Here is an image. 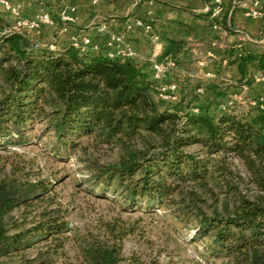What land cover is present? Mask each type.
Wrapping results in <instances>:
<instances>
[{
    "label": "trees",
    "instance_id": "trees-1",
    "mask_svg": "<svg viewBox=\"0 0 264 264\" xmlns=\"http://www.w3.org/2000/svg\"><path fill=\"white\" fill-rule=\"evenodd\" d=\"M214 5L206 18L227 26L226 17L211 18ZM6 25L0 16V148L49 134L51 153L75 156L92 190L163 207L212 264H264L263 109L211 113L200 86L161 99L153 70L135 56L52 48ZM154 31L163 42L157 61L182 67L191 58L190 24L170 19ZM262 58L235 56L242 74ZM103 149L115 157L95 155ZM25 162L0 166V264H68L70 240L78 264H125V234L74 229L55 190L59 178L32 177Z\"/></svg>",
    "mask_w": 264,
    "mask_h": 264
},
{
    "label": "crops",
    "instance_id": "crops-1",
    "mask_svg": "<svg viewBox=\"0 0 264 264\" xmlns=\"http://www.w3.org/2000/svg\"><path fill=\"white\" fill-rule=\"evenodd\" d=\"M29 18L48 14L53 22L45 24L48 31L56 28L53 39L71 43L74 35H88L100 49L122 51L132 49L134 56L152 72L154 56L163 51V42L155 39L137 19L151 24L153 30L170 19H182L194 28L187 37L191 58L178 67L179 73L170 80L180 81L174 100L182 94L203 87L202 104L211 113L225 111L264 110V0H260V16H249L247 8L253 0H221V14L227 26L215 28L206 18L214 0H13ZM215 6V5H214ZM74 7L75 20L63 29L59 16L63 9ZM0 16L8 23L15 17L0 4ZM128 24H133L129 29ZM32 30V29H31ZM34 31V30H33ZM36 39L35 33L30 35ZM62 36V37H61ZM67 36V38H66ZM118 36L112 47L107 42ZM60 38V39H57ZM58 41V42H59ZM58 46V45H57ZM263 56L256 59L245 74L235 56L239 53ZM233 53V54H232ZM213 75L208 77L207 72ZM249 73V74H248ZM177 76V77H176Z\"/></svg>",
    "mask_w": 264,
    "mask_h": 264
},
{
    "label": "rangeland",
    "instance_id": "rangeland-1",
    "mask_svg": "<svg viewBox=\"0 0 264 264\" xmlns=\"http://www.w3.org/2000/svg\"><path fill=\"white\" fill-rule=\"evenodd\" d=\"M23 15L27 17L25 12ZM11 30H16L14 21L6 25L5 31ZM47 31L46 26H41L28 29L25 33L29 36L35 33L34 40L50 44L52 48L66 43L64 38L59 42L53 39L56 28L48 34ZM40 129L37 128L36 132ZM49 142V134L39 138L33 135L32 140L25 145L11 144L0 148V166L6 160L18 163L25 160L27 168L32 173H38L32 177L49 180L59 178L55 190L59 201L68 209V220L74 229L80 233L92 232L107 236L109 227L115 226L118 232L125 234V264L148 262L152 258L162 264H212L201 254L204 247L191 240L192 232L169 216L163 207L147 208L141 206V203L132 206L120 198L92 190L88 183L83 182L75 156L71 154L70 158H62L52 154L51 143L47 144ZM95 155L103 160L115 157V153L108 149L97 151ZM69 235L73 236V232H69ZM65 250L69 256L67 263L78 264L73 240L66 244Z\"/></svg>",
    "mask_w": 264,
    "mask_h": 264
},
{
    "label": "built area",
    "instance_id": "built-area-1",
    "mask_svg": "<svg viewBox=\"0 0 264 264\" xmlns=\"http://www.w3.org/2000/svg\"><path fill=\"white\" fill-rule=\"evenodd\" d=\"M215 6L212 9V16L219 17L221 14V0H214ZM0 4L10 13H12L15 17L14 19V26L16 28L15 31L24 32L28 29H37L40 28L44 24H50L53 22V19L48 14H41L34 18L25 17L23 15L22 7L19 3L13 2V0H0ZM260 0H253V6L247 8L246 14L249 16H260L262 14L261 9L259 8ZM75 8H65L61 11L59 19L62 21L63 29L66 30L67 26L70 22H73L75 20ZM220 21V20H218ZM135 25L138 26H144L147 31H149L152 36L159 40V36L157 33L153 30V27L151 24L144 23L142 20L137 19L134 22ZM215 24V28H219V25ZM127 27L131 29L133 27V24H128ZM119 37L115 36L111 40L107 42L108 47H112L116 40H118ZM73 45L80 48L81 50H99L100 47L97 44H94L88 35H74L72 42ZM106 52L111 56H123V57H130L134 56V51L132 49H126L122 51H114L111 48L106 49ZM157 56V55H156ZM156 56L153 57L151 65L153 70V78L156 80L158 84V97L161 99L166 100H173L176 97V92L179 88V80L178 77L176 79L170 80V76L175 74L177 75L179 73L177 64L171 60H163V61H157ZM207 76L210 77L213 75L212 71H208ZM199 92L203 91V87H200L198 89Z\"/></svg>",
    "mask_w": 264,
    "mask_h": 264
}]
</instances>
